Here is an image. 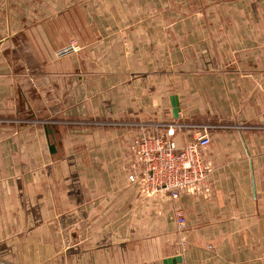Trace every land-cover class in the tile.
I'll return each instance as SVG.
<instances>
[{"label":"crops","instance_id":"obj_1","mask_svg":"<svg viewBox=\"0 0 264 264\" xmlns=\"http://www.w3.org/2000/svg\"><path fill=\"white\" fill-rule=\"evenodd\" d=\"M71 33L83 48L56 59ZM173 95L211 126L210 190L142 197L133 139L164 136ZM175 255L264 264V0H1L0 262Z\"/></svg>","mask_w":264,"mask_h":264},{"label":"built area","instance_id":"obj_2","mask_svg":"<svg viewBox=\"0 0 264 264\" xmlns=\"http://www.w3.org/2000/svg\"><path fill=\"white\" fill-rule=\"evenodd\" d=\"M77 49L78 46L71 42L59 49L56 55L62 57ZM162 126L165 128L163 137L143 135L133 139L135 152L127 173L128 182L142 197L160 191L168 192L172 199L177 198L182 192L208 193L212 168L204 159V150L213 143L211 126L190 124L176 119L163 123ZM187 127L194 128V134L188 143L179 146L174 137L177 132ZM173 221L178 232L184 234L187 225L181 209H175ZM179 243H184L182 238Z\"/></svg>","mask_w":264,"mask_h":264},{"label":"water","instance_id":"obj_3","mask_svg":"<svg viewBox=\"0 0 264 264\" xmlns=\"http://www.w3.org/2000/svg\"><path fill=\"white\" fill-rule=\"evenodd\" d=\"M170 102H171V106H172V115H173V117L175 119H177L178 118V101H177V97L174 96V95L171 96L170 97ZM44 127H45L46 133H48L49 130H47L46 126H44ZM48 148H49L50 152H53L55 150L54 143H49ZM181 260H182L181 255H175V256H172V257L164 258L162 260V264H178L179 262H181Z\"/></svg>","mask_w":264,"mask_h":264},{"label":"rangeland","instance_id":"obj_4","mask_svg":"<svg viewBox=\"0 0 264 264\" xmlns=\"http://www.w3.org/2000/svg\"><path fill=\"white\" fill-rule=\"evenodd\" d=\"M0 1H1V0H0ZM24 1L29 2V1H31V0H24ZM71 42H72V43H75V44L78 46V49H77L76 51H72V52H70V53H68V54H66V55H64V56H67V55H70V54L76 53V52H78L80 49L83 48V45L78 41L77 35H75L74 33H71V34H69L68 36H66V39H65L64 44H63L61 47H59V48L55 51L54 55H55V58H56V59H60V58L64 57V56H62V57H58V56L56 55V52H57L59 49L65 47L66 45H68V44L71 43ZM123 44H125V48H126V47H127L126 44H128V43H127L126 41H123ZM126 50H127V49H126ZM183 242H185L184 239H183Z\"/></svg>","mask_w":264,"mask_h":264}]
</instances>
